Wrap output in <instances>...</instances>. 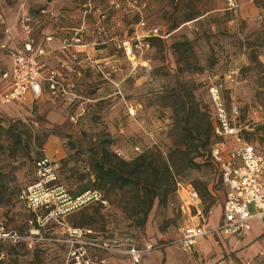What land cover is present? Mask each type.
Segmentation results:
<instances>
[{"label": "rangeland", "instance_id": "1", "mask_svg": "<svg viewBox=\"0 0 264 264\" xmlns=\"http://www.w3.org/2000/svg\"><path fill=\"white\" fill-rule=\"evenodd\" d=\"M32 1L55 3L58 13L74 16L73 27H86L88 68L70 76L79 95L70 105L62 99L4 105L0 95V233L25 236L18 243L0 236V264H64L74 228L103 239L166 244L142 264L155 255V264H264V246L252 251L245 238H201L192 253L176 242L184 220L178 182L199 192L211 224L222 214L225 186L207 154L211 80L235 71L236 81L226 83L227 108L243 138L264 153V0H238L237 11L226 0ZM23 2L0 0V43ZM152 28L167 37L151 36ZM137 34L150 48L135 47L129 57L124 42ZM4 63L0 50V69ZM104 150L114 161L145 163L154 173L169 164L166 200H156L145 223L141 186L97 180L95 163ZM46 158L57 180L43 193L53 195L54 210L89 190L101 200L48 215L34 237L30 231L48 212L33 211L20 196L39 182L38 162ZM261 228L256 221L247 238ZM256 240L264 241V230Z\"/></svg>", "mask_w": 264, "mask_h": 264}, {"label": "built area", "instance_id": "2", "mask_svg": "<svg viewBox=\"0 0 264 264\" xmlns=\"http://www.w3.org/2000/svg\"><path fill=\"white\" fill-rule=\"evenodd\" d=\"M23 1L18 16L22 29L21 45L10 47L13 40L10 28L6 30L5 38L0 43V50L7 51L12 58L11 71L4 74V77L11 78V85L2 94L1 103H26L31 97L39 99L46 95L51 100L62 99L70 105L79 98L76 84L70 76L74 73L80 75L83 69L88 68L85 65V60L89 58L86 57L89 53V44L85 42V34L88 33L86 27L70 29L66 35H62L60 47H50L47 43L54 36L48 35L42 41L35 35L34 26L40 25L46 18L55 19L58 11L42 6L36 12L29 13L26 12L29 0ZM226 2L228 8L234 11L240 6L238 0ZM150 33L154 37H167L160 32V28H152ZM144 38L137 34L124 42L129 57L134 55L135 47L150 48V42ZM52 57L56 59L55 65L43 63ZM235 81V71L231 70L224 79L211 80L207 85L213 108L214 136L217 138L212 145L210 157L217 165L221 183L225 186L220 222L210 226L209 216L200 208L202 200L199 192L181 182L177 183L178 209L184 215V220L181 235L176 242L185 253L196 252L197 242L202 237H213L217 243L220 235L242 239L252 229L254 220L264 222V153L253 143L246 141L241 126L233 123V114L226 105L225 91L226 83ZM234 112H238L236 107ZM38 168L42 174L39 182L28 187L20 196L33 211L44 209L48 215L59 216L92 200H101L98 191L89 190L54 210L53 195H46L43 190L57 180L55 167L46 158L38 162ZM191 208L196 210L195 215ZM48 215L37 220L36 226L30 231L32 236L40 233L43 219ZM72 234L64 264H107L111 256H125L130 259L131 264H141L145 256L165 246L147 240L141 243L133 236L103 239L96 237L95 231L89 228H74ZM0 236L17 243L25 239L18 231H4ZM260 254L264 255V252Z\"/></svg>", "mask_w": 264, "mask_h": 264}, {"label": "trees", "instance_id": "3", "mask_svg": "<svg viewBox=\"0 0 264 264\" xmlns=\"http://www.w3.org/2000/svg\"><path fill=\"white\" fill-rule=\"evenodd\" d=\"M210 137V150L211 155L212 145L217 141L214 136V118L211 117V135ZM208 156V155H207ZM139 158H142L141 156ZM130 161L119 159L114 161L108 150H104L101 157L96 160V178L102 186L107 184L124 188L129 185L136 186L143 189L144 203L143 208V223L148 219L149 213L153 206L162 200H166L168 195L169 175L171 173L170 166L163 163L159 166L160 171L156 173L151 171L150 165L142 163L139 165H132ZM162 175V176H161ZM222 209V208H221Z\"/></svg>", "mask_w": 264, "mask_h": 264}, {"label": "crops", "instance_id": "4", "mask_svg": "<svg viewBox=\"0 0 264 264\" xmlns=\"http://www.w3.org/2000/svg\"><path fill=\"white\" fill-rule=\"evenodd\" d=\"M42 6H46V7L52 6L51 8L57 10L55 8L56 7L55 3H53L52 5L48 4V3L38 4V3H36V2H34L32 0H29L27 2V5H26V12L34 13ZM18 16H19V13H17V16L15 18L14 24L12 25V28H11V34H12L13 40L10 43V47H12V48L20 46L21 42H22V29H21L20 24H19ZM73 17L74 16L70 15V14H68V16H67L65 14L61 15V13H58V16L55 19L48 20L46 18L43 21V23H41L40 25H35L34 26V33L42 41L45 40L46 36L53 35L54 39L51 42L47 43L48 46L53 47V48L54 47L55 48L60 47L61 46L62 35L67 33L70 29L75 28V27L72 26V22H73L72 18ZM61 20H62V23H64V24H61ZM4 38L5 37H3V39ZM80 50H83V48H80ZM1 51L3 53V56L5 57V63L3 65V67L0 69V95L2 96V94L5 91H7L10 88V85H11V78L4 77V74L9 73L11 71L12 58H11V55L7 51H5V50H1ZM87 51H89L88 48H87ZM43 63L45 65H49V66L55 65L56 64V59L54 57H52V58L48 59L47 61H44ZM42 99L43 100H45V99L50 100L48 96L44 95V96H42L39 99H36L35 97H31L27 102H31L32 103V102H35V101H40ZM14 104H18V103H14ZM220 220H221V216H220V219H219L218 223L220 222ZM256 221H260V220H254L252 222V229H253L254 223ZM260 223L262 224V228L255 235H253L250 238H247L248 234L252 230L251 229L248 232V234L246 235V237H244L246 239L245 243H247V244L251 243L252 251H257V250H259L260 248H262L264 246V241L256 240L257 235L260 232H263V230H264L263 229L264 228V222L260 221ZM209 225L210 226H215V225L211 224L210 218H209ZM202 238H208V239L212 238L213 239L212 241L215 240V238H213V237H202ZM224 238H227V239L231 238V239H235V240L238 239L236 237H225L224 235H220V240L224 239ZM158 242L159 241H154L153 243L165 244V243H158ZM165 247H166V244H165V246L162 249L156 250V251H153V252H160ZM153 252H151L149 255H151ZM196 252H199L198 248H197ZM149 255L144 257V259L142 260L141 264L147 259V257ZM155 261H156V255L154 256V258L150 259L146 264H153V263L155 264ZM168 262L169 261H167L166 264H168ZM107 264H131V261H130V259L128 257H125V256H111V257H109ZM218 264H226V263H218Z\"/></svg>", "mask_w": 264, "mask_h": 264}, {"label": "flooded vegetation", "instance_id": "5", "mask_svg": "<svg viewBox=\"0 0 264 264\" xmlns=\"http://www.w3.org/2000/svg\"><path fill=\"white\" fill-rule=\"evenodd\" d=\"M48 214H49V213H47V215H48ZM45 216H46V215H45ZM45 216H44V217H45Z\"/></svg>", "mask_w": 264, "mask_h": 264}]
</instances>
